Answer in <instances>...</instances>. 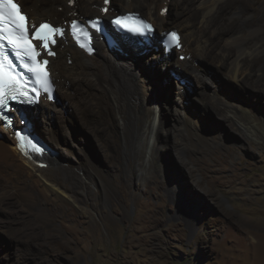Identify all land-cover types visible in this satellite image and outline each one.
Segmentation results:
<instances>
[{
    "label": "rangeland",
    "instance_id": "1",
    "mask_svg": "<svg viewBox=\"0 0 264 264\" xmlns=\"http://www.w3.org/2000/svg\"><path fill=\"white\" fill-rule=\"evenodd\" d=\"M254 1L256 9L248 11L244 18L233 15L232 9L224 10L221 20L231 23L235 19L248 21L258 17L264 26V0ZM239 4L234 0L233 7ZM184 6L190 12L198 11L195 0H189ZM113 9L111 15L123 11L117 5ZM56 16L51 17L54 20ZM103 18L107 20L108 16ZM53 20L48 21L55 24ZM218 27L213 24L212 30ZM246 34L243 35L249 39ZM157 48L161 51V47ZM205 49L213 52L208 45ZM145 52L139 55L144 56ZM254 57L264 67V47L249 59ZM198 64L199 61L195 62L194 67ZM200 64L199 70L193 73L204 74L206 80L201 83L195 77L188 86L190 95L186 98L179 94L180 82L175 80L185 82L172 69L159 68L168 79L164 81L167 87L150 88V96L162 105L164 127L158 141L163 173L146 175L151 189L145 193L137 180L130 187L124 184L111 192L115 199L111 198L108 206L101 200L99 186L100 192L95 190L98 200L94 197L89 203V212L66 202L70 211L63 208L60 217L54 216L52 222H43L32 215L16 196L11 197V205L0 200V207L6 208L5 212L0 211V264H264V129L253 122L244 135L238 125L228 123L213 108L220 105L213 97L216 93L248 108L264 128V93L256 90L264 87V81L257 88V75L252 71L241 79L243 83H236L227 78L224 68L209 62ZM169 78H174V83ZM60 96L57 92V99ZM185 112L192 117L196 132L216 143V150L207 149L199 142L203 150L191 154L188 134L177 124ZM221 114L229 116L225 111ZM41 118L42 114L38 120L43 126L37 130L49 145ZM20 126L21 123L17 127ZM53 126L59 128L62 146L73 153L68 157L63 151L51 149L59 159H64L62 162L75 164L82 152H88L98 166L112 167L105 162L95 137L89 130L82 131L77 118L74 122L56 119ZM130 157L127 160L132 164ZM125 171L127 175L132 174L131 169ZM32 184L27 178V185L33 188ZM171 190L176 191L175 196ZM118 195L121 199L125 197L122 203L116 199ZM54 202L63 204L59 198ZM47 207L53 208L44 206ZM32 224H37V228H32ZM92 226L95 231H86Z\"/></svg>",
    "mask_w": 264,
    "mask_h": 264
},
{
    "label": "bare ground",
    "instance_id": "2",
    "mask_svg": "<svg viewBox=\"0 0 264 264\" xmlns=\"http://www.w3.org/2000/svg\"><path fill=\"white\" fill-rule=\"evenodd\" d=\"M18 1L27 12L31 23L50 19L52 21L51 16L54 15H57L53 20L55 24H64L88 14L108 16L109 19L113 16L112 9L117 5L123 9L122 13H144V16L154 24L155 31L158 30L150 44L142 46L131 45L130 42L119 39L121 51L102 39H96L94 41L96 52L93 55L76 47L68 38L60 40L54 48L56 56H45L50 61L48 66L57 84L56 91L60 93V98L51 103L41 101L33 107L24 109L28 120L33 124L34 132L44 140L42 133H38L37 130L43 126L42 121L38 120L42 114L48 147L63 151L68 157H72L73 153L62 146L59 128L53 126V121L69 119L74 122V118H77L82 131L89 130L95 137L99 151L113 170L106 166L105 169L98 166L88 152H82V156L75 164L62 162L64 159H59L53 153L48 159V164H36L18 147L15 130L3 128L0 122V200H6V204L11 205V197L16 196L30 209L32 215L43 222L54 221V216H58L63 208L67 207L70 211L69 206L65 205L66 202L89 212V203L94 197L97 199L95 190L100 192L99 186L102 189L101 200L108 206L110 199H115L111 192L120 189L124 184L130 187V184L137 180L142 183L144 187L142 191L145 193L151 189V185L146 183V175L163 173V167L158 159L160 150L158 141L164 129L162 105L158 99L150 96L152 86L155 85L158 90L168 86L167 81L164 82L168 79L159 68L172 69L184 80V84L181 80L175 81L180 82L177 89L183 92L179 94L185 98L190 95L187 92L188 86L195 77L201 83L206 80L204 74L193 73L199 70L201 62L213 63L218 68H224L227 78L236 83H243L241 79L248 77L252 71L257 75V88L264 81V67L260 66L256 57L249 59L261 52L264 47V26L261 19L254 17L252 20H243L244 22L235 19L231 23H224L221 20L223 11L228 12L232 9L233 15L244 18L248 11L256 9L254 0H235L240 2L235 7L234 0H195L198 8L196 12H190L184 6L189 0H108L107 3L105 0ZM213 24L219 25L215 31L212 30ZM106 25L108 26V23ZM172 25L178 29L174 28L180 34L182 46L180 51L172 49L165 55L160 42L157 45L155 38L159 39L163 31L171 30L168 27ZM244 33L248 34L246 35L249 39L243 35ZM206 45L212 47V53L206 52ZM157 46L161 47V51ZM143 50L146 51L144 56L139 55ZM174 53L177 55L174 56ZM180 55H184L185 58L180 60ZM198 61V66L194 67ZM169 80L174 83V78ZM258 89L257 92L264 93V87ZM213 97L220 104L213 106L216 113L228 123L238 125L244 135L252 128L253 122L264 129L261 121L248 108L236 105L216 93H213ZM221 111L227 112L229 116L222 115ZM190 118L192 119L188 112H185L184 117L178 118L177 124L188 134L192 145V148H189L191 154L203 150L201 145L197 144L199 142L207 149L216 150V143L198 134ZM16 122V128L22 127H17L21 123L19 117L16 118ZM129 155L132 164L127 160ZM126 169H131L132 174L127 175ZM25 176L33 181V188L27 185ZM171 191L175 196L176 191ZM58 198L63 200V204L54 202ZM116 199L122 203L125 197L121 199L118 195ZM46 205L52 206L55 210L52 207V210L44 208ZM0 211L5 212L6 208L0 207ZM69 214L73 215L71 212ZM32 225V228H37V224ZM95 230L96 228L92 226L86 231L92 233Z\"/></svg>",
    "mask_w": 264,
    "mask_h": 264
},
{
    "label": "snow or ice",
    "instance_id": "3",
    "mask_svg": "<svg viewBox=\"0 0 264 264\" xmlns=\"http://www.w3.org/2000/svg\"><path fill=\"white\" fill-rule=\"evenodd\" d=\"M108 0H105L107 3ZM128 18L120 17L113 23L135 35H146L153 31L152 26L141 21L142 27L130 28L124 23ZM93 27H98L99 21H92ZM72 27H77V22H72ZM61 29H56L48 23H41L38 27H31L27 23V17L22 13L15 0H0V111L8 107V101H16L29 98V89L20 81L19 74L13 72V62L9 59V50L16 59L21 61V66L31 73L35 79L31 85V92L39 96L41 90L49 91L48 72L44 66L49 61L43 60L41 52L47 51V55H54L50 48V41L55 43L53 36ZM175 41L177 34L170 33ZM38 58H41L38 60Z\"/></svg>",
    "mask_w": 264,
    "mask_h": 264
},
{
    "label": "water",
    "instance_id": "4",
    "mask_svg": "<svg viewBox=\"0 0 264 264\" xmlns=\"http://www.w3.org/2000/svg\"><path fill=\"white\" fill-rule=\"evenodd\" d=\"M44 160L49 162L48 158H45Z\"/></svg>",
    "mask_w": 264,
    "mask_h": 264
}]
</instances>
